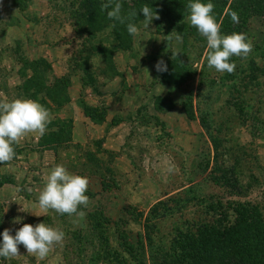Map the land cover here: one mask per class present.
Returning a JSON list of instances; mask_svg holds the SVG:
<instances>
[{
  "label": "rangeland",
  "instance_id": "1",
  "mask_svg": "<svg viewBox=\"0 0 264 264\" xmlns=\"http://www.w3.org/2000/svg\"><path fill=\"white\" fill-rule=\"evenodd\" d=\"M13 1L17 6L0 0V101L36 100L52 120L43 136L28 133L13 145L15 157L0 163V233L9 229L15 236L23 224L44 222L65 238L43 260L21 244L18 256L0 257V264H108L104 249L96 250L97 223L119 258L136 264L133 255L144 257L142 245L161 240L167 246L184 219L200 216V201L209 195L250 202L264 220L263 16L248 21L253 50L234 61L229 74L207 66V41L191 25L190 9L187 31L177 42L167 40L177 30L159 12L145 27L143 14L121 24L99 11L97 27L89 30L76 10L78 0ZM129 22L138 27L137 35L126 36ZM159 59L186 68L179 69V84L166 83L156 71ZM212 139L220 146L219 162L237 174L238 193L209 178L215 164ZM208 162L211 167L204 170ZM56 165L87 177L89 203L78 208L84 217L39 207ZM199 194L205 197L198 199ZM192 196L197 198L180 203L184 209L166 210L174 206L172 199ZM17 217L21 222L13 223ZM147 223L156 225L149 229L151 242L144 238ZM122 234L133 246L131 254L120 244Z\"/></svg>",
  "mask_w": 264,
  "mask_h": 264
},
{
  "label": "trees",
  "instance_id": "2",
  "mask_svg": "<svg viewBox=\"0 0 264 264\" xmlns=\"http://www.w3.org/2000/svg\"><path fill=\"white\" fill-rule=\"evenodd\" d=\"M123 1L118 0L122 5V12L126 10L129 13L133 11L137 13L133 19L140 16L142 14L139 12L141 7L148 4L154 11L161 13L166 20L170 21L179 34L186 33L188 4L195 2V0H132V4L128 6ZM200 2L208 3L209 0H200ZM210 2L215 6L212 14L221 24V35H228L233 32L245 33L249 39L248 21L253 17H264V0H210ZM10 5H16L15 1L10 0ZM74 5L75 3H72L70 7L73 8ZM76 10L86 20L90 30L97 27L99 11L107 15L111 8L102 10L101 6H98L97 0H78ZM232 11L238 13V23L232 22L229 15ZM114 21L112 20V22ZM114 34L118 42H121L122 36L115 30ZM127 35L130 34L126 30ZM237 59L240 60L241 57L232 56L230 62ZM40 62L45 64L43 60ZM167 69L166 72H160V74L169 84H179L177 81L179 69L184 73L186 72V68L175 63L167 64ZM254 76L255 74H252V77ZM188 114L194 115L192 108ZM204 114L206 116L207 113ZM200 120L205 129L208 130L210 126L205 121V117H200ZM212 142L215 150L213 157L215 164L212 163V165L214 164L212 168L208 166L210 163L208 162L204 170L211 167L209 178L214 184L229 189L230 193H238L240 184L237 174L228 165H224L222 160L219 162V143L215 139H212ZM2 183L3 181H0V185ZM198 196V199L201 198L200 196L205 197L201 194ZM223 197L224 195L221 194L209 195L205 197L206 199L201 198L200 216L196 219H184L175 228L167 246L161 244V240L156 241L157 243H151L147 247L142 245L140 250L145 258L140 257L138 259L136 255H133V258L137 260L136 264H264V220L260 209L250 202L231 199L223 201ZM196 198L192 196L187 199H172L175 203L174 206L168 207L166 210L180 211L185 207L184 204H180L181 202H189ZM158 205L159 202L149 211V215H153ZM96 228H99L97 230L96 250L100 252V249H104L102 259L108 264H129L122 255V258H119V251L112 248L108 237L104 235V228L99 223H97ZM149 229H156V225H148V223L146 226L144 225L146 241L151 239L148 234ZM124 237L125 235H120V244L124 250L131 254L133 246L127 243Z\"/></svg>",
  "mask_w": 264,
  "mask_h": 264
},
{
  "label": "clouds",
  "instance_id": "3",
  "mask_svg": "<svg viewBox=\"0 0 264 264\" xmlns=\"http://www.w3.org/2000/svg\"><path fill=\"white\" fill-rule=\"evenodd\" d=\"M212 2L202 3L200 0L190 2L189 20L198 32L206 38L207 52L206 60L209 68H215L218 72L233 73L236 64L230 62L232 56L246 59L253 50V44L245 33L233 32L228 35H221V24L217 22L212 14L214 9ZM111 8L107 16L111 20L119 21L121 24L125 20H130L137 16L135 11L130 12L127 17L122 16V5L116 0H107L101 5L102 10ZM144 17V26L149 27L153 19H159L158 12L154 11L148 4L141 7L140 11ZM233 23L239 22L238 13H229ZM127 31L130 35H137L138 27L134 23H127ZM167 40L173 38L177 42H182V36L173 31L166 36ZM179 53L176 52L175 55ZM156 71L166 72L167 64L163 59H159L155 64ZM50 111L41 103L29 98H17L11 101H0V163L10 162L15 157L13 145L18 143L22 137L28 133H38L43 136L47 131L48 124L51 123ZM168 172L175 171V165L168 167ZM88 188V179L80 175L70 174L63 165H56L47 177V183L41 191L38 204L39 207L47 211L54 210L59 214H76L84 217L83 211H78L79 206L87 207L89 197L85 195ZM17 191H21L18 187ZM22 217H17L13 223H20ZM2 241H0V257L9 259L18 256V245H23L29 254L38 256L43 260L51 251L53 246L62 244L65 233L59 229L51 227L44 222L33 226L23 224L15 236L10 234L9 229H4Z\"/></svg>",
  "mask_w": 264,
  "mask_h": 264
}]
</instances>
